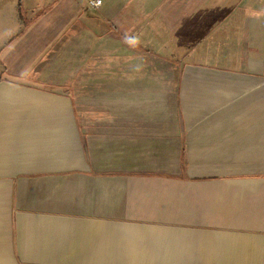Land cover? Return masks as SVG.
<instances>
[{
	"label": "crops",
	"instance_id": "0c3cea01",
	"mask_svg": "<svg viewBox=\"0 0 264 264\" xmlns=\"http://www.w3.org/2000/svg\"><path fill=\"white\" fill-rule=\"evenodd\" d=\"M89 1L0 0V264H264V0Z\"/></svg>",
	"mask_w": 264,
	"mask_h": 264
},
{
	"label": "rangeland",
	"instance_id": "374dc122",
	"mask_svg": "<svg viewBox=\"0 0 264 264\" xmlns=\"http://www.w3.org/2000/svg\"><path fill=\"white\" fill-rule=\"evenodd\" d=\"M54 0H46V4H37L36 3V0H22V4L20 7V9L22 10L23 12V15L25 16V18H28L31 14V7L32 8H35V10H44V8H47L49 7L48 6V3H52ZM30 2V4H28ZM122 8H125V13H127V9L128 8H133V3H130L128 6H122ZM123 15V14H122ZM202 30V28L200 29V31ZM168 56H170V54H167ZM155 56L154 58H156V61L159 62V57L158 55H153ZM172 59H168V60H165V64H168V67L166 69V71L163 69L162 70V75H168L169 77H175L176 76V69L174 67V64L176 63L175 62V54L172 53ZM192 59V58H191ZM187 63L189 62V60L186 61ZM153 69V72H156L155 75H158L157 74V69ZM96 72H93V70H89V76H93L95 77L96 74H94ZM152 75H154L152 73ZM4 76H7V77H10V74L9 72H5L4 70V65H3V59H2V53L0 51V80L1 79H4ZM168 118V123L169 124H179L178 122V119H176V121H174V118L175 117H167ZM178 118V117H176ZM190 154V150H186L184 149V152H183V160H184V165H183V171L184 173H192L193 171L195 172H202V171H205V172H208V166L206 164H203V165H196V164H193L192 163V160H191V157L189 156ZM170 167V166H169ZM170 171V170H169Z\"/></svg>",
	"mask_w": 264,
	"mask_h": 264
},
{
	"label": "trees",
	"instance_id": "16d2710c",
	"mask_svg": "<svg viewBox=\"0 0 264 264\" xmlns=\"http://www.w3.org/2000/svg\"><path fill=\"white\" fill-rule=\"evenodd\" d=\"M89 9H91V7H90L89 3L87 2V8L84 9V10L81 12V15H83V16H84V15L87 16V14H89V13H88ZM106 23H107V22H106ZM109 27H110V24H108V25L105 26V28H109ZM120 37L123 39V41H125V42H127V43H130L131 45L134 44L133 42L129 41V39H127L125 36L120 35ZM134 45H136V44H134ZM136 46H137V45H136ZM170 56H171V55H170ZM170 56L168 57V59H170ZM172 58H173V57H172Z\"/></svg>",
	"mask_w": 264,
	"mask_h": 264
},
{
	"label": "built area",
	"instance_id": "2783aa9c",
	"mask_svg": "<svg viewBox=\"0 0 264 264\" xmlns=\"http://www.w3.org/2000/svg\"><path fill=\"white\" fill-rule=\"evenodd\" d=\"M90 7H98L101 5V1L100 0H90L89 2Z\"/></svg>",
	"mask_w": 264,
	"mask_h": 264
}]
</instances>
